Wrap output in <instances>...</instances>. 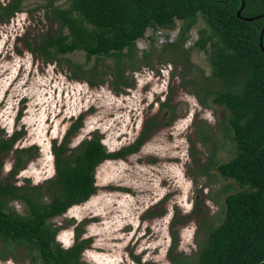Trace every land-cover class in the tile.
Masks as SVG:
<instances>
[{
	"label": "rangeland",
	"instance_id": "1",
	"mask_svg": "<svg viewBox=\"0 0 264 264\" xmlns=\"http://www.w3.org/2000/svg\"><path fill=\"white\" fill-rule=\"evenodd\" d=\"M49 1L24 0L20 12L0 20V138L21 132L15 149L38 147L13 176L15 152L4 153L3 181L46 185L56 174L53 143L62 142L80 116L70 149L98 135L108 151H119L148 126L137 152L96 168L97 190L88 200L52 220L57 241L68 248L78 234L88 239L81 264H177L170 255L175 243L174 255L194 261L224 218L226 196L240 188L214 165L235 154L223 130L228 109L202 105L193 86L184 85L211 73L206 53L195 46L202 20L190 32L187 52L169 45L178 37V21L174 29H149L121 65L117 57L87 60L83 51L49 61L35 49L44 34L60 28L46 16ZM53 1L65 6L69 0ZM44 189L43 198L52 200ZM11 205L23 212L22 201ZM0 264L41 262L23 244L0 241Z\"/></svg>",
	"mask_w": 264,
	"mask_h": 264
},
{
	"label": "trees",
	"instance_id": "2",
	"mask_svg": "<svg viewBox=\"0 0 264 264\" xmlns=\"http://www.w3.org/2000/svg\"><path fill=\"white\" fill-rule=\"evenodd\" d=\"M23 3L24 0H12L3 5L0 1V20L21 11ZM54 3L50 0L45 4L46 16L58 22L60 28L44 34L35 45L36 51L49 61L83 51L87 60L117 57L121 65L123 56L134 57L138 40L149 29H174L178 21V37L169 45L186 51L184 45L190 32L202 20L195 46L206 53L211 73L207 76L202 71L199 77L198 86L204 94L198 86L193 90L202 104L228 109L223 130L232 138L236 150L231 159L214 161V165L240 188L226 196L224 218L210 230L194 261L174 255L176 243L170 255L177 264H264V52L260 47L264 16L252 21L244 19L264 14V0H245L244 18L238 17L242 0H69L65 6ZM77 67L83 69L81 65ZM212 80L224 87L212 90L204 85ZM196 82L191 79L184 85ZM163 105L171 107L169 103ZM82 119L80 116L75 121L62 142L54 141L56 174L46 185L29 187L3 181L4 153L15 152L16 162L10 173L13 176L38 147L15 149L21 132L0 138V241L23 244L41 264H81L89 240H79L78 234L74 245L65 248L57 241L59 228L52 220L96 192L95 172L101 163L137 152L146 138L147 128L133 145L110 152L96 135L70 149L68 142L82 126ZM43 189L52 200L43 198ZM14 201L24 203L23 212L11 205Z\"/></svg>",
	"mask_w": 264,
	"mask_h": 264
},
{
	"label": "water",
	"instance_id": "3",
	"mask_svg": "<svg viewBox=\"0 0 264 264\" xmlns=\"http://www.w3.org/2000/svg\"><path fill=\"white\" fill-rule=\"evenodd\" d=\"M244 8H245V0H242V5H241V7H240V9H239V11H238V17H240V18H244V17L242 16V11L244 10ZM263 16H264V14H261V15L256 16V17H245L244 19H245V20H248V21H252V20L255 19V18H261V17H263ZM263 37H264V28H263V30H262L261 37H260V47H261L262 51L264 52Z\"/></svg>",
	"mask_w": 264,
	"mask_h": 264
},
{
	"label": "flooded vegetation",
	"instance_id": "4",
	"mask_svg": "<svg viewBox=\"0 0 264 264\" xmlns=\"http://www.w3.org/2000/svg\"><path fill=\"white\" fill-rule=\"evenodd\" d=\"M11 1H12V0H11ZM1 3H2V2H1ZM2 4H3V3H2ZM4 5H7V4H4ZM19 12H20V11H19ZM16 13H18V12H16ZM16 13H15V14H16ZM15 14H14V15H15ZM194 80H197V82H196L195 84H194V83H191V86H193V89L195 88V86H196V87L198 86V80H199V77H197V78H193V81H194ZM195 94H196V93H195ZM196 95H197V94H196ZM197 96H198V95H197ZM198 99H199V97H198ZM199 101H200V100H199ZM200 103H201V102H200ZM201 104H202V103H201ZM202 105H204V104H202ZM77 119H78V118H77ZM145 128H147V130H148V126H145V127H144V129L141 131V133H140L138 139H139V138L142 136V134L144 133ZM138 139H137V140H138ZM145 139H146V138H145ZM137 140H136V141H137Z\"/></svg>",
	"mask_w": 264,
	"mask_h": 264
}]
</instances>
